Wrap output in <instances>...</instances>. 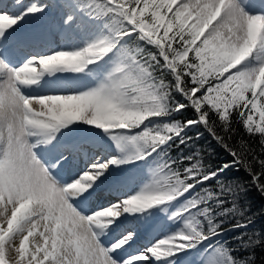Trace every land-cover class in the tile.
I'll return each mask as SVG.
<instances>
[{
	"label": "snow or ice",
	"instance_id": "snow-or-ice-1",
	"mask_svg": "<svg viewBox=\"0 0 264 264\" xmlns=\"http://www.w3.org/2000/svg\"><path fill=\"white\" fill-rule=\"evenodd\" d=\"M249 188L264 0H0V264H257Z\"/></svg>",
	"mask_w": 264,
	"mask_h": 264
},
{
	"label": "trees",
	"instance_id": "trees-1",
	"mask_svg": "<svg viewBox=\"0 0 264 264\" xmlns=\"http://www.w3.org/2000/svg\"><path fill=\"white\" fill-rule=\"evenodd\" d=\"M195 147L204 151L206 161L213 166L229 159L224 151L207 137L206 133L203 139L196 141ZM229 175L244 181L247 179L246 173L243 170L238 173L233 170ZM243 202L250 208L249 214L254 215L256 220L255 229L259 231L261 228H264V196H261L257 190L249 188L248 195ZM256 255L258 258L257 264H260L261 258H264V250L257 249Z\"/></svg>",
	"mask_w": 264,
	"mask_h": 264
},
{
	"label": "rangeland",
	"instance_id": "rangeland-1",
	"mask_svg": "<svg viewBox=\"0 0 264 264\" xmlns=\"http://www.w3.org/2000/svg\"><path fill=\"white\" fill-rule=\"evenodd\" d=\"M105 196H102L103 193H98L99 196H96V199L93 200L94 203H96V207L100 206V205H105L108 203V200L106 201V194L107 192H104ZM115 196V194H114ZM114 196L112 197V199H114ZM111 199V198H110ZM105 202V203H104ZM104 203V204H103ZM163 222H161L162 224ZM159 229V226H157V230ZM155 232H153L152 234H146L145 230H141V238L139 240L140 244H144L147 243V240L151 238V235H154Z\"/></svg>",
	"mask_w": 264,
	"mask_h": 264
},
{
	"label": "bare ground",
	"instance_id": "bare-ground-1",
	"mask_svg": "<svg viewBox=\"0 0 264 264\" xmlns=\"http://www.w3.org/2000/svg\"><path fill=\"white\" fill-rule=\"evenodd\" d=\"M57 39H61V38H60V37H57ZM49 90H50V89H47V88H46V89H44V90H42V91L47 92V91H49ZM34 107H35L37 110H39V105H34ZM68 175H70V173H66V174H65V177L67 178ZM99 193H103L102 196H105V193H104V192H99ZM96 196H99V195L97 194V195H95V196L92 198V201H91L90 207H96V203L93 202V200L96 199ZM113 196H114V193H113V194L107 193V194H106V198H105L106 201H107L108 199H110V198L112 199ZM108 201H109V200H108ZM104 203H105V202H104ZM104 203H103V204H104ZM139 243H140V242H139Z\"/></svg>",
	"mask_w": 264,
	"mask_h": 264
}]
</instances>
